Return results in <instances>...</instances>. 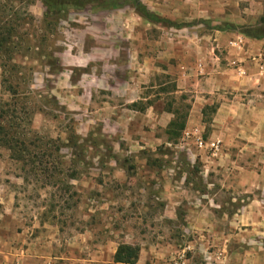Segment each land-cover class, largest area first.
<instances>
[{"label": "rangeland", "instance_id": "obj_1", "mask_svg": "<svg viewBox=\"0 0 264 264\" xmlns=\"http://www.w3.org/2000/svg\"><path fill=\"white\" fill-rule=\"evenodd\" d=\"M73 3L47 16L43 0H0V120L23 106L31 143L0 146L3 232L56 236L55 264H124L121 244L136 264L183 249L188 264H264V89L254 75L215 88L238 68L229 53H264L247 40L264 36V0Z\"/></svg>", "mask_w": 264, "mask_h": 264}, {"label": "crops", "instance_id": "obj_2", "mask_svg": "<svg viewBox=\"0 0 264 264\" xmlns=\"http://www.w3.org/2000/svg\"><path fill=\"white\" fill-rule=\"evenodd\" d=\"M247 40L251 41L253 46L255 45L253 50H251L252 52H264V36L247 38ZM260 54L264 55V53H247V51L245 53H229L228 59L230 60V63H233V60H236L235 62L239 61L238 68H232L235 71L229 70V72L223 73L222 78L219 74L218 78H221L219 80L221 85L219 84L218 87L215 88L224 87L230 92L234 90L241 93L247 89V76L250 75L248 78H251V76L254 75V77H256L254 84L257 86L260 85L261 88L264 89V73H261L259 70L260 68L258 69L256 65L252 66V64H256V62L250 60L254 57L256 58L257 55ZM258 70L262 75L261 78L258 76ZM44 226H48V224H45ZM4 232L3 220H0V264H13L14 261V264L17 262H20L21 264L56 263L58 257H53L54 254L43 249L44 247L47 249L49 246H53L59 242V239L56 238V236L52 234L44 235L38 230L35 238H33L30 243H27L23 236L15 237L14 235L10 237L6 231Z\"/></svg>", "mask_w": 264, "mask_h": 264}, {"label": "trees", "instance_id": "obj_3", "mask_svg": "<svg viewBox=\"0 0 264 264\" xmlns=\"http://www.w3.org/2000/svg\"><path fill=\"white\" fill-rule=\"evenodd\" d=\"M8 1L13 2L14 0H8ZM70 1L71 0H43V3L46 7L45 15L51 16L55 13L66 11L70 5ZM72 1H75V0H72ZM88 2L89 0H82V3H73L71 4V6L81 7V6L86 5V3ZM145 16L148 17V16H151V14L149 12H146ZM0 22L2 23L0 24V48H1L2 46L3 47L5 46L4 43L7 40L3 36L5 35V33L8 32L9 38H11L12 30L9 27L3 26V15L2 17L0 15ZM5 82H6V79L4 76L3 83H2L3 87L5 85L4 84ZM5 104L8 106H6V108L3 109V116H2L3 118L0 120V146L7 147L13 152V154L16 157H19L20 153H17L18 154L17 155L16 153H14V151H19L21 147L27 150V145L31 144L27 141L21 140V138L19 137V132L15 131V128L19 126V123H17L18 118H20L18 112L20 110L24 111L23 110L24 107L21 106L19 108V106H17L18 103H7L6 102ZM169 112L175 113V115L177 114V111H172L171 109L169 110ZM184 128H185V122H180L179 118H176L175 120H173L170 123L171 132H169L170 133L169 140L172 139L174 132L176 134V131L183 130ZM138 257H139L138 248L130 244L119 245L116 253L114 254V260L116 262L126 263V264H136V262L138 261Z\"/></svg>", "mask_w": 264, "mask_h": 264}, {"label": "built area", "instance_id": "obj_4", "mask_svg": "<svg viewBox=\"0 0 264 264\" xmlns=\"http://www.w3.org/2000/svg\"><path fill=\"white\" fill-rule=\"evenodd\" d=\"M245 42L244 37L240 36L236 41H233L232 43L234 45H238V47L242 48L243 43ZM257 59L260 72L264 73V55L260 54L257 55L255 58ZM196 147L200 151H204L209 155V157H215L217 156L221 151V142L218 139H212L211 141H206L202 137H198L196 140ZM189 154H192L191 150H188ZM194 156V154H193ZM194 160L196 159V155L194 156ZM16 264H21L20 262H17ZM165 264H188V257H187V251L186 249L181 250L176 257L173 258V260L169 263Z\"/></svg>", "mask_w": 264, "mask_h": 264}]
</instances>
